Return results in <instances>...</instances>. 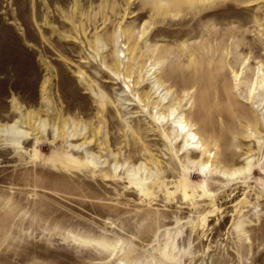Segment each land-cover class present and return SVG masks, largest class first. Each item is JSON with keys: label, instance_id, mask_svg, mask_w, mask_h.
<instances>
[{"label": "rangeland", "instance_id": "rangeland-1", "mask_svg": "<svg viewBox=\"0 0 264 264\" xmlns=\"http://www.w3.org/2000/svg\"><path fill=\"white\" fill-rule=\"evenodd\" d=\"M11 126L0 264H264V0H0Z\"/></svg>", "mask_w": 264, "mask_h": 264}, {"label": "bare ground", "instance_id": "bare-ground-1", "mask_svg": "<svg viewBox=\"0 0 264 264\" xmlns=\"http://www.w3.org/2000/svg\"><path fill=\"white\" fill-rule=\"evenodd\" d=\"M117 67V66H116ZM155 68V67H154ZM155 71H156V69H155ZM116 72V71H115ZM154 88V87H153ZM157 90V89H156ZM219 100H221V97H220V99ZM220 102H222V100L220 101ZM217 103V104H215L212 108H211V110L210 109H207V106L205 107L204 106V102H202L201 103V108H200V111L201 112H226V109H227V106L228 105H224V104H222V103ZM228 102V101H227ZM212 104V103H211ZM209 107V106H208ZM240 112H244V111H240ZM174 114V113H173ZM175 115V114H174ZM186 121H181L180 122V124H181V126L179 125V127L181 128H183V130L184 129H186L187 128V126H189V128H190V125L188 124V123H185ZM15 130V131H17V132H19L18 130H16L15 129V127L14 126H11L9 129L7 128V127H0V130H2V131H5V130H7V131H10V130ZM179 129V128H178ZM181 131V130H180ZM11 133V132H10ZM14 133V132H13ZM248 135V134H247ZM191 136H192V138L193 139H195L196 138V134H194V133H191ZM193 142V141H192ZM196 147L198 146V145H195ZM194 146V147H195ZM199 148V147H198ZM201 149V148H200ZM68 155V154H67ZM213 156V155H212ZM61 159H65V160H67L68 162L69 161H72L71 160V158L70 157H68V156H61ZM75 162V161H74ZM209 163V162H208ZM201 164V163H200ZM204 164V163H203ZM208 165H210V163L209 164H204L203 165V169H205V168H207L208 167ZM216 166V165H215ZM214 166V167H215ZM217 168V167H216ZM220 168V167H219ZM203 169H202V167H201V170L203 171ZM212 170V169H211ZM217 171V170H216ZM247 171H249L250 172V169H249V167L248 166H240V167H234V168H232V169H229V168H225V167H222L221 169H220V171H218L219 172V174L221 175V176H223V177H227V178H234V177H238V176H240V175H243L244 173H246ZM217 172V173H218Z\"/></svg>", "mask_w": 264, "mask_h": 264}]
</instances>
